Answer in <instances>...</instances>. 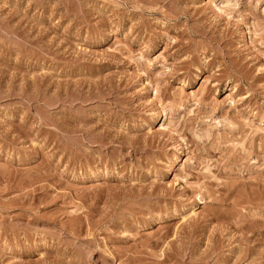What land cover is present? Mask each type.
<instances>
[{"label":"rangeland","instance_id":"374dc122","mask_svg":"<svg viewBox=\"0 0 264 264\" xmlns=\"http://www.w3.org/2000/svg\"><path fill=\"white\" fill-rule=\"evenodd\" d=\"M0 264H264V0H0Z\"/></svg>","mask_w":264,"mask_h":264},{"label":"bare ground","instance_id":"6f19581e","mask_svg":"<svg viewBox=\"0 0 264 264\" xmlns=\"http://www.w3.org/2000/svg\"><path fill=\"white\" fill-rule=\"evenodd\" d=\"M111 35V34H110ZM113 36V35H112ZM110 37V36H109ZM155 111H157V110H155ZM158 112V111H157ZM152 113V112H151ZM156 113V112H155ZM158 114V113H157ZM151 117H152V114H151ZM150 120V119H149ZM201 202V201H200Z\"/></svg>","mask_w":264,"mask_h":264}]
</instances>
